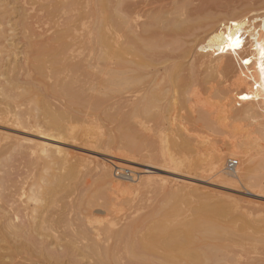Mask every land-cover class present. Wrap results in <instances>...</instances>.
<instances>
[{
  "label": "rangeland",
  "instance_id": "rangeland-1",
  "mask_svg": "<svg viewBox=\"0 0 264 264\" xmlns=\"http://www.w3.org/2000/svg\"><path fill=\"white\" fill-rule=\"evenodd\" d=\"M217 1L215 8L198 9L188 19L189 27L184 31L165 36V47L157 48L163 51L164 57L159 62V58L156 59L158 63L154 60L153 66H147L133 86L111 96L103 93L104 102L99 106H94L92 101L97 99L96 94L100 92H90V96L96 97H90L88 93V100L95 99L82 106L77 104L71 107L65 96L54 92L55 87L52 86L56 85L57 79L49 76V69L41 75L34 71L33 66L31 70L32 62H28V65L25 63L27 60L23 59L26 55L31 61L33 48L26 45L29 38L43 42L51 31L57 29L62 14L55 12L53 16L50 15L52 0H11L8 5L10 11L0 23L3 32L0 34V42H3L0 44V84L2 87L5 78L7 82L4 83L10 86L8 80L13 74L9 67L14 65H18V69L13 77L19 76L22 81L12 96L0 93V108L9 111L0 112V205L14 209H38L35 214L39 218L42 213L44 218L48 217L45 218L48 221H51V217L53 222L50 226H56L53 229L56 228L58 232L51 229L49 235L44 231L43 234L53 242L52 247H56L53 249L61 251V257H64L63 260L60 257L56 263L55 259L40 256L37 250L31 248L28 254L34 263L23 258L27 263L101 264L99 261L103 259H99L94 252H85L87 257L84 252L80 255V247L92 243L86 234L78 230L79 227L81 229L80 225L90 231L97 228L104 231L102 243L109 235L106 233L108 227L115 232L132 224L134 230L130 236L140 237L149 230L150 221L156 218L155 213L171 201V195L177 193L181 214L175 216L173 224L193 220L194 208L201 204H224L228 213L217 219L227 225L228 230H238L244 226L242 235L235 233L233 238L224 241L230 259L228 264H264V190L262 187L247 189L221 180L210 164L216 152L226 151L230 143L241 141L246 143L255 166L264 164L261 161L264 160V142L255 126L254 115L240 113L246 107L264 105V73L261 72L264 63L261 58V49L264 48V0H222L224 4ZM229 32L233 35L239 33L244 42L235 52L230 49L221 51L226 48ZM5 34L7 42H4L7 39ZM33 39L29 42L35 44ZM125 57L131 59L132 55ZM245 60L249 62L245 64ZM172 63L185 69V75L190 73V69L195 70V81L191 84L190 99L185 106L187 111L180 109L179 105L170 108L179 104L180 100L185 104L186 96L184 98L177 88L187 87L183 77L179 76L173 81L168 76L165 67ZM19 65L23 66L20 72ZM28 67L31 69L28 70ZM4 69L6 73L2 71ZM1 72L4 74L1 75ZM100 96L103 95L100 93ZM183 102H180L181 105ZM145 104L152 114L141 112ZM44 105H52L50 108L53 110L61 108L60 111L65 114H75L74 118L70 116L73 120L69 123L75 130H72L75 139L53 141L42 137L41 132L57 133L49 128ZM174 108L179 111L173 113L171 109ZM178 113L182 115L181 118ZM17 114L31 115L30 125L37 122V126L22 127L8 121V116ZM65 114L66 117L68 114ZM122 116H125L123 120L127 119L126 124L121 123ZM67 117L66 124L71 128ZM125 133H130L133 141L140 145L138 153L129 154L132 162L124 159L125 153L121 147V137ZM184 137H191L188 147L182 146ZM40 143L48 145L44 148L42 145L40 147ZM164 154L183 167L174 169L162 166L159 158ZM230 158L238 159L239 166L243 163L237 156H227L222 168L225 174L234 176L233 171L226 169ZM102 164L111 169L112 178H104ZM117 167L130 170L134 178L116 176ZM258 169V175L261 174L264 182V168L263 171L260 167ZM128 186L131 188L126 190ZM61 219H67L68 224L61 223ZM58 225L68 227V234L72 233L71 238L67 236L68 239H77L76 247L71 246L72 249L75 247L74 253L67 254L63 250L70 240L63 242V227ZM51 233H54L53 239ZM75 234L84 236L79 235L82 238L79 241ZM113 241H116L114 237L106 240L104 245L112 246ZM24 253L27 254V251ZM10 254L9 260L15 257ZM20 257L14 260L24 261ZM158 257L162 259V256ZM157 259L153 257L151 261L163 264ZM107 261H102V264H109Z\"/></svg>",
  "mask_w": 264,
  "mask_h": 264
},
{
  "label": "bare ground",
  "instance_id": "bare-ground-1",
  "mask_svg": "<svg viewBox=\"0 0 264 264\" xmlns=\"http://www.w3.org/2000/svg\"><path fill=\"white\" fill-rule=\"evenodd\" d=\"M52 1L53 2L50 5L53 9L50 11V15L53 16L55 12L59 14L61 13L62 20L58 22L57 29L51 31V34L48 36V38L44 39L43 42L38 43L33 39L34 37H30L29 41L33 39V41L36 42H34L35 44H33V42L30 43L32 41L31 40L30 42L28 41L26 43V45L28 44L30 48H33L31 61H28L30 57H25L26 55L23 59L27 60L25 61L27 64L28 62L29 64L30 62L33 63V65L30 64L32 69L28 67V70H33L34 67V71L42 75L45 74L46 69H49V76L57 79L55 81L56 85L52 86L55 87L54 92L65 96L64 98L68 99V101H66L71 107L77 104L82 106L86 104V102L95 99L92 98L88 100V93L90 96V92L99 91L101 95H103L100 96L102 98L99 97L100 93L96 94L98 97H96V95L90 96L97 98L92 101V104L94 106H99L104 102V94H109V96H111L112 94L120 93L121 91L125 90L126 87L130 88V86H133L136 82V79L141 75L147 66H153L154 60L156 62V59L159 58V62L160 58L164 57L163 51L157 50V48L161 49L162 47H165V36L168 34H176L188 28V19H190V17L193 16L198 9L215 8L218 6L217 0ZM220 1L223 3L222 0ZM10 2L11 0H0V23L3 19H6V15L10 11V9H8ZM0 34H3L1 29ZM1 36L4 38L3 35ZM6 38L7 39L6 41L4 40V42H7L8 40L7 35ZM1 43H3L2 40L0 44ZM129 54L132 55L133 60H131L132 58L127 59V57H125V55L128 56ZM5 59H8V57L5 56ZM19 64H22V62H19ZM7 65H9V63ZM17 66L14 65V67H9L11 68L12 71L10 70V72L13 75L18 69ZM19 66L20 67L18 71L20 72L23 69V66ZM6 69L8 68L6 67ZM6 69L2 71L6 73ZM165 70H167L168 76L173 81L181 76L187 84V87L185 88H177V91L180 92L182 96L184 95V98L186 96V101L184 100L185 104L183 100H180L182 97L180 95L179 100L180 102H183V105H181L179 102V104H174V106L170 108L175 107V105H179L178 107L180 109L187 111L185 106L188 99H190L189 95L192 90L191 84L195 81V70L192 68L190 69V73L185 75L183 73L185 69H183L177 63L167 65ZM134 72L135 74H133ZM16 73L15 75L19 74ZM2 74L4 73L1 72V75ZM13 75L10 80L7 79L10 86L5 84L7 82H5V78L3 79L4 81H2V87V84H0V93L3 94V96H12V93H14L13 91H16V89L19 87V84H21L20 81L22 80L19 79L20 77H13ZM10 76L11 75H9V77ZM46 104L49 103L46 102ZM181 106H183V108ZM50 107L53 106L44 105L46 113L45 115L48 116L47 118H49V128L56 130L57 133L41 132L42 137L53 141H59L62 138L75 139V134L72 135V130L73 132L75 130L72 129V125L69 124L71 120H73L70 116L72 115V118H74L73 115L75 114L69 112L71 114L69 115L68 112H66V114H68L66 115L65 112L63 113L60 111L61 108H56L53 110ZM175 108L171 109L173 113H176L174 112L175 110L179 111L178 108ZM244 109H241L240 113L245 115H254L255 126L260 133L262 141L264 142V105L258 104L257 106H250L249 108L246 107V110ZM0 112L8 113L9 111L2 107L0 108ZM141 112L147 115L152 114L147 104L141 108ZM178 115H180L179 118L182 117L181 114L178 113ZM29 116L31 119L32 117L29 114H17L14 115V117L8 116V121L16 122L19 125H22V127H36L37 125L35 124L37 122L33 125H30L31 121ZM67 116H69L70 121H68V124L71 125V128L66 124V119H68ZM124 118L125 116H122L121 123L124 122V124H126L128 121L127 119L123 120ZM176 120L178 121L179 119ZM23 123H27V126ZM194 138L192 137V139ZM189 139H191V137H184L182 146L188 147ZM121 143L122 151L125 153L124 159L128 162H132L133 158L129 154L138 153L140 151V145L136 141H133L130 133H125L122 135ZM41 145L46 148L48 144L40 143V147H42ZM55 147L56 146H54V148ZM56 149L60 151L59 148ZM262 151L264 152V144L262 145ZM230 155L239 157L243 163L241 166L238 164L234 169H230L228 162L231 158L227 160L228 162L226 169L230 172L233 171L232 173H234V176L225 174L226 171L223 170L224 168H222L227 156ZM148 159L153 160L151 157H148ZM159 159L162 163V166L164 167H170L174 169H180L183 167L182 164L176 162L173 158L166 154L162 155V157ZM261 161L264 162V160ZM254 163V160L252 161V156L248 153L246 143L241 141L230 143L226 151L216 152L213 155L210 164L211 168L216 172L221 180L231 182L237 186L242 185L247 189H256L262 187L264 190V182L262 181V178H260L261 174L258 175V167H260V170H262L264 168V164L263 166L261 164H259L261 166H255L256 163ZM102 166L104 167V178H112L111 169L105 164H102ZM261 167L263 168L261 169ZM132 178H134V174L128 179ZM50 184L51 183H49V185ZM128 188L130 189L131 187L128 186L126 190H128ZM178 197L179 195L177 193L171 195V201L166 203V205L162 206L157 211V213H155L156 218L153 217L154 219L152 218L153 220L150 221L151 223L148 226L150 227L149 230L145 231L147 233H144V235L142 234L140 237L130 236L134 230V225L132 224L126 226V228L122 227L123 230L121 231L116 229L117 232H114L113 229L108 227L106 233L109 234L108 236L110 238L114 237L116 240L113 241V243L115 244L116 242V244H113L112 246L104 245L106 240L110 239L108 236L106 237V240H104L105 243H102V235L104 234V231H101V229L97 228L95 229L96 231H90L88 228L80 225L81 229H79V227L78 230L86 234L85 236L89 237V240L91 239L92 241L91 244L88 245V242L86 246L83 244L84 246H81L82 248L80 247L82 250L81 251L79 249L80 255L82 254L81 252H84V256L86 254L85 252H87V254L88 252H91V254L94 252L96 255L98 254L97 256H99V259H103L102 261L108 260L110 262L109 263L107 261L109 264H154L155 262L153 263L151 260H153V257L154 259L158 258L157 260H159L161 257L158 256H162V259H160L159 262L163 264H228L230 259L227 254L224 241L227 238H233L232 236H234L235 233H241L242 235V232H244V226L240 227L238 230H234L233 228L228 230L229 228H227V225H223L220 220L217 219V217L219 218V216L228 213V208L221 203H218L217 205L208 203L201 204L200 206L194 208L195 217L193 220H187L182 221L179 224H173L172 222L175 216L181 214V208L177 204ZM37 210L29 208L14 209L0 205V264H29L27 262H30L32 259H30L28 254L31 248L37 250L38 255L40 254V256L44 255L47 258L50 257L51 260L55 259V262L59 260L61 256H63L61 251L53 249V247H55H52L53 242L48 241V236L46 237V235H49V233L52 231L58 232V230H55L56 228L53 229V227L56 226H50V224L53 222L52 218L49 217V219L52 221L51 222L49 220V222L47 219H45L48 218L47 216L45 218V215L42 216L43 213L39 218L38 215L35 214ZM64 220L61 219L59 221L64 224H68L66 221L67 219L65 221ZM73 228L75 227L73 226ZM64 230L67 231L68 227L67 229L63 227L62 233L65 235L63 236L65 238L63 242L67 241V239L72 234H68L70 230H68L69 232ZM43 231L46 233V235L43 234ZM80 231L78 232L81 233ZM59 232L61 233V231ZM52 235L53 237L51 238L53 239L54 233H51V236ZM68 235L69 237H67ZM76 235L78 236L77 238H79V241L82 240V238L80 239L79 235L82 236L83 234H75V236ZM110 235H112V237ZM73 236L74 235H72V237ZM68 240L70 241L67 242L63 250H66L67 254H72L75 251V244L78 242H76L77 239L76 241L75 239L74 241L72 239ZM55 243L58 244V242ZM72 245L75 246L73 249L71 247ZM26 251L27 254L24 253ZM10 253L15 255L14 258L21 256L20 258H22V260L25 259L27 262L25 260L20 261L19 259L16 261V259L14 260L12 257L11 260H9V256H12ZM87 254L86 257L88 256ZM91 254H89V256H91ZM6 258L8 259L6 260ZM61 258V260H63L64 257ZM33 261L31 260L32 263H34ZM102 261L99 262L102 264Z\"/></svg>",
  "mask_w": 264,
  "mask_h": 264
},
{
  "label": "snow or ice",
  "instance_id": "snow-or-ice-1",
  "mask_svg": "<svg viewBox=\"0 0 264 264\" xmlns=\"http://www.w3.org/2000/svg\"><path fill=\"white\" fill-rule=\"evenodd\" d=\"M243 41L240 38V34L236 33L235 35H233L231 32H229L228 36H227V45L226 48H222L221 51H225V50H232L233 52H235L237 49L241 48V46L243 45ZM261 58L262 60H264V48L261 49ZM249 61L245 60L244 63L247 64ZM261 72L264 73V63H262L261 65ZM245 99H247V97H244Z\"/></svg>",
  "mask_w": 264,
  "mask_h": 264
},
{
  "label": "built area",
  "instance_id": "built-area-1",
  "mask_svg": "<svg viewBox=\"0 0 264 264\" xmlns=\"http://www.w3.org/2000/svg\"><path fill=\"white\" fill-rule=\"evenodd\" d=\"M239 164L238 159H230L228 162V166L230 169H234ZM116 174L118 177L128 179L133 176V173L128 169H121L119 167L116 168Z\"/></svg>",
  "mask_w": 264,
  "mask_h": 264
}]
</instances>
